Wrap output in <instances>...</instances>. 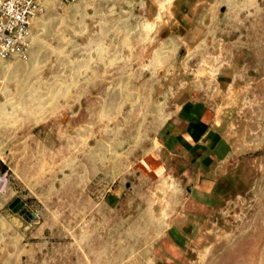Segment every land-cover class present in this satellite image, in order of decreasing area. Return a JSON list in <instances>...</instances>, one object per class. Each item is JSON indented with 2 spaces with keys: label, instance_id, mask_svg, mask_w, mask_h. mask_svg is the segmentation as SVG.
Returning a JSON list of instances; mask_svg holds the SVG:
<instances>
[{
  "label": "rangeland",
  "instance_id": "374dc122",
  "mask_svg": "<svg viewBox=\"0 0 264 264\" xmlns=\"http://www.w3.org/2000/svg\"><path fill=\"white\" fill-rule=\"evenodd\" d=\"M186 97L233 146L232 191L209 210L142 176ZM82 249L264 264V0H47L27 59L0 58V264H88Z\"/></svg>",
  "mask_w": 264,
  "mask_h": 264
},
{
  "label": "crops",
  "instance_id": "0c3cea01",
  "mask_svg": "<svg viewBox=\"0 0 264 264\" xmlns=\"http://www.w3.org/2000/svg\"><path fill=\"white\" fill-rule=\"evenodd\" d=\"M217 120L215 107L184 99L169 117L158 147L142 163V176L167 185L172 183L186 194L188 211L195 203L209 210L232 191L233 174L223 175L218 170L232 161L233 146L224 138ZM160 243L171 257L176 256L173 237ZM82 253L92 264L87 252L82 249Z\"/></svg>",
  "mask_w": 264,
  "mask_h": 264
},
{
  "label": "built area",
  "instance_id": "2783aa9c",
  "mask_svg": "<svg viewBox=\"0 0 264 264\" xmlns=\"http://www.w3.org/2000/svg\"><path fill=\"white\" fill-rule=\"evenodd\" d=\"M70 4L76 0H59ZM47 0H0V58L27 59L33 22L46 11Z\"/></svg>",
  "mask_w": 264,
  "mask_h": 264
},
{
  "label": "water",
  "instance_id": "95a60500",
  "mask_svg": "<svg viewBox=\"0 0 264 264\" xmlns=\"http://www.w3.org/2000/svg\"><path fill=\"white\" fill-rule=\"evenodd\" d=\"M25 207V203L21 201L20 199H17L10 205V209L14 213H19L21 216H23L28 222L33 220L36 215L30 214Z\"/></svg>",
  "mask_w": 264,
  "mask_h": 264
}]
</instances>
